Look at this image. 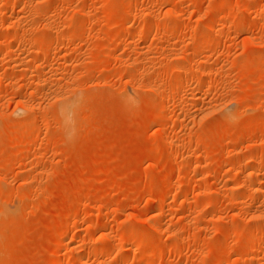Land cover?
<instances>
[{"label": "rangeland", "instance_id": "rangeland-1", "mask_svg": "<svg viewBox=\"0 0 264 264\" xmlns=\"http://www.w3.org/2000/svg\"><path fill=\"white\" fill-rule=\"evenodd\" d=\"M0 264H264V0H0Z\"/></svg>", "mask_w": 264, "mask_h": 264}]
</instances>
